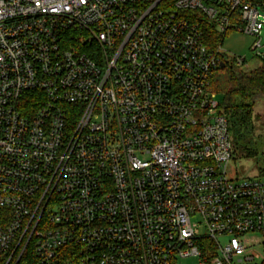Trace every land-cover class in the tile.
I'll return each mask as SVG.
<instances>
[{
  "label": "built area",
  "instance_id": "built-area-1",
  "mask_svg": "<svg viewBox=\"0 0 264 264\" xmlns=\"http://www.w3.org/2000/svg\"><path fill=\"white\" fill-rule=\"evenodd\" d=\"M208 26L262 48L264 0H0V264H254Z\"/></svg>",
  "mask_w": 264,
  "mask_h": 264
},
{
  "label": "trees",
  "instance_id": "trees-1",
  "mask_svg": "<svg viewBox=\"0 0 264 264\" xmlns=\"http://www.w3.org/2000/svg\"><path fill=\"white\" fill-rule=\"evenodd\" d=\"M206 39L210 47L215 48L222 43L223 35L208 26ZM221 60L224 66L220 65L215 71L210 89L224 97L219 112L228 119L234 152L241 157L256 158L261 154V148L254 137L253 111L259 99L264 97V62L243 71L235 63H229L226 57Z\"/></svg>",
  "mask_w": 264,
  "mask_h": 264
},
{
  "label": "rangeland",
  "instance_id": "rangeland-1",
  "mask_svg": "<svg viewBox=\"0 0 264 264\" xmlns=\"http://www.w3.org/2000/svg\"><path fill=\"white\" fill-rule=\"evenodd\" d=\"M262 48L253 50L257 37L250 34L230 30L223 36L221 43L223 53L229 63H234L237 58H244L247 65L240 67L243 71H248L264 62V28L261 33ZM224 97L221 93H216V101L223 103ZM254 137L260 143L261 154L258 157H241L237 151L234 152V158L228 164V173L230 177L245 178L258 176L264 179V97L260 98L254 106ZM233 142V135L231 134ZM252 239V247L257 250L260 257L256 258L254 264H264V232H253L247 234ZM196 258L182 260V264H193Z\"/></svg>",
  "mask_w": 264,
  "mask_h": 264
},
{
  "label": "water",
  "instance_id": "water-1",
  "mask_svg": "<svg viewBox=\"0 0 264 264\" xmlns=\"http://www.w3.org/2000/svg\"><path fill=\"white\" fill-rule=\"evenodd\" d=\"M221 66L223 67V66H224V64H223V63H221Z\"/></svg>",
  "mask_w": 264,
  "mask_h": 264
}]
</instances>
